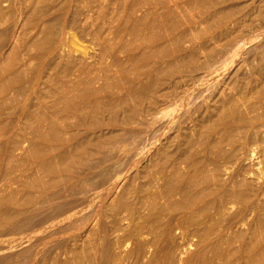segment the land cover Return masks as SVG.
Returning a JSON list of instances; mask_svg holds the SVG:
<instances>
[{
    "label": "rangeland",
    "instance_id": "374dc122",
    "mask_svg": "<svg viewBox=\"0 0 264 264\" xmlns=\"http://www.w3.org/2000/svg\"><path fill=\"white\" fill-rule=\"evenodd\" d=\"M57 1L59 0L0 1L1 56L3 52L7 51L10 54V60H16L17 64L21 66L24 72V80L28 83H31L40 68L44 70V77L39 81L35 91L8 96L0 93V110L4 119L1 124L0 140L5 138L7 134H11V140L0 145V197L20 189L22 181L26 177L29 179V175L31 176L33 156L28 151L30 142L28 139L31 138L35 121L24 122L25 119H22L24 110L39 106L40 113L44 115L46 112L44 116L58 118L59 115L56 116L57 114L52 116L49 103L41 100L40 95L43 91H48V93L51 91L48 98L55 101L56 109L58 106V109L67 107L65 100L61 99L63 92L58 91L56 89L58 85L56 86V83L51 84L48 77L58 79L63 88L74 83L80 88V91L88 88L89 93L86 94L91 95V97H99L104 102L115 100L118 102L119 96L122 98L130 90L138 72L150 68L160 69L157 76L160 75L161 79L158 78L157 80L159 91L155 103L145 101L136 108L150 109L147 111L148 121L145 120L146 123L142 126H149V128L154 129V132L155 129L157 131L156 135L152 131L154 134L151 132V139L148 138L147 142L145 141V149L141 156L149 158L153 154L152 157L154 158H161L162 155L167 158L169 155L174 156L175 154V156H184V152H187L188 158L187 154L184 158L190 162L197 160L208 164L216 159L222 166L230 165V173L226 178L246 181L252 178H255V181L258 179L251 188L256 191L258 187H261V194L247 193L248 204L245 198H243L244 200L238 199L237 202L231 204L232 207H227L216 217L215 215L209 217L210 212L209 216L203 212L198 213L200 216L196 214L193 222H191L192 220L189 223L185 222L182 226L176 222L175 212L172 213L169 206L165 208L164 205H160L158 212L155 210V213L151 214H149L150 210L137 213L130 205L133 200L132 197L130 201L128 199L118 201L120 192L122 194L125 190L124 182L118 188L119 194L116 193L117 196L115 194L116 197L111 198L112 201L108 199L102 204V199L98 197L95 204V208H99L101 204L104 209L116 207L114 209L116 216L124 215L127 211L124 216L130 217L123 220L122 227L124 226L125 230L120 226L121 235L118 234V231L117 234L110 236L111 240L115 237L119 239H113L112 243L107 237V231H105L108 228V223L114 218L112 215L114 210L113 212L111 210V214L105 215V219H103L104 216H95L92 221L93 225H90V228L95 229L99 235H103L104 238L101 243H105V245L101 244L100 252L98 251L99 256L94 257L95 259H90L89 255H84L83 251H71L69 247L66 249V244L75 242L71 239L73 234L81 233L80 229H70L56 235L51 241L52 243L48 244V248L46 247L40 252L37 259L41 264L42 262L49 264L48 259L54 249L51 245L55 244L62 248L63 255L60 257L62 264H204L214 256L212 250L205 251L206 247L204 246L214 240V238L210 239L211 241L203 239L206 226L210 230H214L215 226L227 223L229 218L231 220L236 215L238 218L239 212L244 211L246 204L249 209L253 207L251 212L253 216L250 214L251 217H249L248 214L247 218H244L243 229L250 225L256 226L260 214H262L261 219L264 218V124L255 128L248 136H239L236 141L227 142L221 150L214 148L216 147L214 138L213 135L211 136L210 126H208L213 125V122L209 120L207 122V115H204L207 113L204 110L217 109L216 107L222 99H228L223 109H252L253 107V109H258L259 113L264 114V93H260L259 90L264 87V78L251 86L245 83L247 77L249 78L253 72L251 71L254 69L252 67L258 68L260 66V70L264 71V12L260 11V4L264 0H218L215 5L210 4V0H92L89 14L78 15L74 22H71L73 14L65 16L66 23H69L66 31H63L62 23L55 22L60 13V10L53 6ZM35 4L40 5V11L36 14L32 12ZM235 8L237 11L234 10ZM224 21L225 24H222ZM173 22H177L182 28H185L188 32L187 36L183 38L182 42L177 43L174 39H169L160 44L161 40L156 38L155 32L158 34L162 25L161 29H164L167 25L174 24ZM224 27L228 28L226 32ZM153 29L156 31L154 32ZM61 39H63L64 52L61 54L58 52L51 53L54 45ZM194 42L198 46L194 51H191L189 47ZM160 48L180 49L185 54L187 62H174L167 68V60L171 58L163 56L159 52ZM142 53H146L145 59L135 61L134 56ZM193 65H197V68H193ZM172 70L178 74L170 78L167 77L168 72ZM6 74L5 68L0 66V78L5 77ZM144 79L146 80L147 77ZM243 87H246L247 90ZM240 90L243 94L246 91L247 97L246 95L243 96ZM80 91L77 95L82 96L83 93L87 92L80 93ZM73 94L76 98H81L80 95L77 97L76 93H71V95ZM224 94L228 98L224 97ZM229 97L232 99L229 100ZM63 105L65 106L63 107ZM123 105L125 106V104L121 105L118 102L115 107H117L116 109H123ZM260 109L262 110L260 111ZM155 118L154 121L157 122L148 123L153 122L152 119ZM70 120L68 121L73 122L76 118L71 117ZM201 131L202 134L199 135ZM199 136H202L200 142H198ZM209 136L211 139H208ZM190 137H193L192 141ZM205 138L210 143L204 140ZM174 140L177 144H174ZM187 140L191 142L187 150L193 146L188 151L185 149L189 144H187ZM171 142L173 145L170 144ZM205 143L210 148L205 146ZM194 144L197 146L195 147ZM166 147L167 149H165ZM211 147L213 148L211 149ZM232 155L233 157H231ZM163 157L161 159H164ZM254 186H257V189ZM250 195L253 199L249 198ZM122 202L124 204H120ZM119 204L121 208L123 205L122 211H120ZM11 205V203L6 202L0 206V210ZM167 207L168 212H166ZM129 211H132V216ZM211 211L214 213V208H211ZM146 213L149 215L147 216ZM203 214L212 219L209 220L208 217L206 219L204 216L201 218ZM157 215L161 217V219L158 217L159 224ZM197 217L200 218L199 221H197ZM109 219L110 221H108ZM96 224L98 228H96ZM142 226L145 228L142 229ZM131 229L134 230L131 231ZM262 230H264V225ZM26 233V230H13L9 225L0 226V249L2 252L0 255L8 254L4 250L11 245L16 247V250L9 253L12 256L17 255L23 249L19 244L21 240L25 239ZM262 233L264 235L263 231ZM261 235L260 233L257 244L261 242L259 245L264 248V236ZM151 239L152 242H150ZM237 241L239 240H235V244H242V242ZM78 242V245L84 244L82 239ZM109 245L111 246L110 252ZM145 246L146 248L150 246L149 250ZM138 250L141 251V254ZM59 251L61 250L59 249ZM32 254L33 250L29 251L28 258H31Z\"/></svg>",
    "mask_w": 264,
    "mask_h": 264
},
{
    "label": "bare ground",
    "instance_id": "6f19581e",
    "mask_svg": "<svg viewBox=\"0 0 264 264\" xmlns=\"http://www.w3.org/2000/svg\"><path fill=\"white\" fill-rule=\"evenodd\" d=\"M210 1V4L212 3L213 5L218 2V0ZM53 6L60 10L55 22L62 23L63 31H66L69 23H66L67 19L65 16L73 14L71 22H74L78 15L82 13H85L86 15L89 14L92 7V0H59ZM45 7H47V5H45ZM234 10L237 11V8ZM39 11L40 5L35 4L32 12L36 14ZM260 11L264 12V2L260 4ZM173 23L174 24L167 25L164 29H161L163 25L160 28L157 26L160 29L158 34L155 32L156 29H153L157 35L156 38L161 40L160 44L169 39H174L177 43L182 42L183 38L187 36L188 32L185 28H182L177 22ZM222 24H225V21ZM153 25L155 26V24ZM227 30L228 28L224 27V31L226 32ZM197 46L198 44L194 42L193 45L189 47V50L194 51ZM54 52H58L59 54L64 52L63 39L54 45L51 53L54 54ZM159 52H161L163 56L171 58L170 60H167V68L174 62H187L185 54H183L180 49L160 48ZM261 54L260 57L262 56ZM145 57L146 53L134 56L135 61L144 60ZM261 58L263 59V57ZM0 66H3L7 72L5 77L0 78V93H3L5 96L10 94H25L35 91L39 81L44 77V70L43 68H40L31 83H28L24 80V72L21 66L17 64L16 60H10V54L7 51L3 52L2 56L0 54ZM193 68L196 69L197 65H193ZM252 68L254 69L251 70L253 71L251 76L249 78L245 76L247 77V79L245 78V83L248 86L254 85L257 81L261 79L263 80L264 78V71L260 70V66L258 68H256V66ZM159 71L160 69L150 68L137 73L134 77L135 80L131 84L130 90L122 96V98L119 96V104H125V106L123 105V109H116L117 107H115V105L118 104L116 100L104 102L100 100L99 97H91V95L86 94L89 93L87 90L88 88L84 90L87 92L83 93L82 96L79 94L81 98L78 99L79 95H77V93L80 91V88L77 85L73 83L66 86V88H63L58 79H55V77H48L50 83H56V86L58 85L56 89L63 92L61 99L65 100V103H67V109H58L59 106L56 109L55 107L57 105L54 104L55 101L48 98L51 91L49 93L48 91H43L40 95L41 100L49 103L50 108L52 109V116L57 114L56 116L59 115L60 117L50 118L51 116H44L46 112L44 115L40 113L38 109L39 106L25 109L23 112L22 119H25L24 122L35 121L32 128L31 138L28 139L30 140L28 151L33 156L31 176L29 175V179L26 177L22 181L20 189L18 188L0 197V206L6 202L12 204L3 210H0V226L9 225L13 230H26L27 233L25 239L21 240L19 244L23 249L18 252L17 255L12 256L9 252L15 251L16 247L11 245L4 250V252L8 254L0 255V264H14L16 262L19 264H41L37 259L40 252L44 248H48V244L52 243L51 241L56 235L70 229H80L81 233H75L73 234V237L71 234L72 239L71 237L70 239L75 242L66 244V249L69 247L71 248V251H83L85 253L84 255H89L90 259H93L97 255L99 256L98 251L101 248V240H103L104 237L103 235H99L95 229L90 228V225H93L92 221L95 216H104L103 219H105V215L109 216L108 214H111V210L113 212L116 207H113L112 209L111 207H107L104 209L102 204L108 199L111 200L113 196L116 197V193H118L117 191L119 190L118 188H120L124 182L125 190L122 194L119 191L120 194L118 193V201H124L125 199L130 201L132 197L133 200L131 199L132 202L130 205H132V208L137 213L144 210H150L149 214H151L155 213V210H159L160 208L158 207H160V205H164L165 208L166 206H169L172 209V213L175 212L174 218L177 223H180V225L183 223L185 224V222L189 223L191 220V222H193V219L196 218V214L199 215L198 213L202 212L206 213L208 216L210 212L209 217H212L213 215L216 217V215L221 214L227 207H232L233 205L231 206V204L235 201L237 202L238 199L245 198L247 201V193L254 192L255 195L261 194V187H258L257 189V186H254L256 187L255 189H257L256 191L251 188L255 184L254 182L258 179L255 181V178H252L251 180L246 181L226 178L230 173V165L222 166L216 161V159L215 161H210L211 163L208 164L197 161L196 159V161H191V163L187 160V152H184L185 155L187 154V158H184L186 157L185 155L175 156L176 154H173L174 156L169 155L167 158H164L162 155L165 160L161 159L162 157L154 158L152 157L153 154L150 156L152 158H143V156H141L145 149V141L147 142L148 138L151 139L150 136L152 135L150 134L152 131L154 132V129L149 128V126H142V124L146 123L145 120H147L148 117L147 111L150 109L136 108L145 101L155 103L159 91L157 80L158 78L161 79L160 75L157 76ZM154 72H156V74H154ZM175 72L173 70L168 72L167 77L170 78L173 77V75L178 74ZM144 77H147V79L145 80ZM239 88L241 87L239 86ZM243 88L246 89V87ZM77 90L79 91L75 92ZM259 90L260 93H264V87ZM84 91L82 90L80 93ZM73 92L76 93L78 98L75 97V94H73L74 96L71 95ZM242 92H244V89H242ZM225 94L227 95V93ZM225 94L224 97L226 96ZM244 95H246V91L243 96ZM229 96H232V94H229ZM226 98L228 97L226 96ZM230 99L232 98L229 97V100ZM227 100L228 99H222L220 104L217 105V109L204 110L207 111L206 114L202 111L205 116L207 115V122L208 120L213 122V125L208 126H210L209 132L214 138L213 140L216 146L214 148L221 150L227 142H234L239 136H248L255 130V128L264 124V114L259 113L256 108L223 109L225 108L223 106L228 102ZM64 106L65 105H63V107ZM261 110L262 109H260V111ZM49 114L51 115V113ZM71 117H74V119L76 118V120L70 122ZM30 118L32 120H29ZM152 120L153 122L148 123L157 122L154 121L156 118ZM2 121H4L3 113L0 110V130L2 129ZM159 125L161 126V124ZM153 132L152 134L155 133L156 135V129L155 132ZM200 134H202V131L199 135ZM10 135L11 134H7L5 138L0 140V145L9 142L11 140ZM202 136H199V139L197 138L199 140L198 142H200ZM211 136H209L208 139H211ZM206 138L204 140L208 142V139ZM183 140L185 141L184 138ZM188 141L190 140H187V144H189L185 147L186 150L191 143ZM173 142L175 144L176 140ZM184 143L186 144V142ZM170 144L173 145L172 142ZM196 144L198 143L196 142ZM206 145L209 146L205 143V146ZM196 146L197 145H195V147ZM191 147L193 148V146ZM174 148H176V146H174ZM212 148L213 147H211V149ZM165 149H167V147ZM231 157H233V155ZM98 197L102 199V204L99 208H95ZM249 198L253 199L251 195ZM17 204L21 205L18 206ZM120 204L124 203L122 202ZM247 204L244 211L239 212L240 216L238 218H236V215V217H233L231 220L229 218L227 223L219 224L217 227L215 226V223L212 226L213 228L215 226L214 230H210V228L206 226L209 228V230H207L205 227L203 239H205V241H211L210 239L214 238V240H212L213 243H207V245L204 246L206 247L205 251L212 250L214 256L212 255L213 258L210 260L208 259L205 263L201 260L204 264H264V248L259 245L261 242L257 244L260 233L262 234L261 236H264L262 233V231L264 232V230H262L264 218L262 220V214L259 213L260 215H257L259 218V220L256 221L257 225H250L249 227L247 226L248 228L243 229L242 224L245 223L244 218H247L248 214L249 217H251L250 214L253 211V207L252 209H249ZM127 205L130 206L129 203H127ZM242 205L243 203L241 206ZM122 208L120 211L123 210ZM211 208H214V213H211L213 212L211 211ZM131 212L129 211V213ZM166 212H168V207ZM126 214L127 211L124 215ZM149 214L146 213L147 216ZM112 215L114 218L112 217V221L107 225L108 228L105 229L109 239L110 236H113L112 234H117L122 227L123 220L127 217L123 214L116 216L115 210ZM203 216L206 217V215L203 214L201 218H203ZM129 217L130 216L127 218ZM158 217H160V215H157V219ZM211 219L209 218V220ZM199 220L200 218L197 221ZM108 221H110V219ZM159 221L160 220L158 219V224ZM203 222L206 221L203 220ZM134 225L135 224L133 223V226ZM95 226L98 228L97 224ZM148 227L149 225L146 227V230ZM122 228L125 230L124 226ZM144 228L145 227L142 226V229ZM133 230L134 229H131V231ZM131 233L133 234V232ZM118 234H120V231ZM261 236L260 238H262ZM115 238L119 239L117 237ZM260 238L259 240H261ZM77 239H82V243L84 244L78 245L79 240L77 241ZM113 239H110L112 243ZM235 240H239L237 242H242V244H235ZM150 242H152V239ZM102 245H105V243ZM51 247L54 249L48 259V263L62 264L60 262V257L63 255L62 248L55 244H52ZM149 248L146 249L149 250ZM59 249L61 251H59ZM110 249L111 246L109 252ZM31 250H33V254L31 258H28V252ZM139 251L140 250H138V252ZM1 253L0 249V254ZM47 253L49 254V251H47ZM43 254L42 256L44 258ZM202 255L204 254L202 253ZM198 260L196 261L198 262ZM42 264H44V262H42Z\"/></svg>",
    "mask_w": 264,
    "mask_h": 264
}]
</instances>
